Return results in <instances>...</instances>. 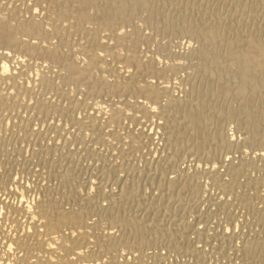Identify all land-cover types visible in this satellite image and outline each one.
<instances>
[{
	"label": "rangeland",
	"instance_id": "rangeland-1",
	"mask_svg": "<svg viewBox=\"0 0 264 264\" xmlns=\"http://www.w3.org/2000/svg\"><path fill=\"white\" fill-rule=\"evenodd\" d=\"M154 1L155 14L139 8L130 22L110 31L94 32L93 21L79 32L65 21L49 24L44 19L41 25L53 26L55 33L35 39L28 31L17 30L16 38L61 46L72 56L67 58L76 57L80 65L97 55L100 67L96 73L118 81L116 71L120 70L121 75H130V88L165 85L170 90L168 97L189 98L178 102L181 106L168 104V97L160 96L148 101L158 109L143 112L137 107L140 94L118 91L115 86L107 87L112 91L107 93L105 84H96L97 89L84 80L67 81L66 72L46 54L14 53L0 44V64L6 63V77L0 69V264L15 251L8 239L10 233L19 234L26 228L24 202L35 207L45 198L55 208L84 212L78 220L86 224V241L76 244L75 251L90 252L95 248L93 241L112 238L109 249L103 246L90 252L88 258L98 263L264 264V145L252 141L258 135H248L236 117L225 118L224 113L245 97L232 96L229 80L225 97L211 88L228 60L203 59L199 51L222 48L221 41L211 48L194 35L177 30L180 19L187 17L183 13L189 12L190 26L205 19L217 27L221 38L239 33L243 39L249 34L264 39V0ZM44 6V0H0V17L15 25L25 22L32 12L43 13ZM90 11L94 13V9ZM165 18L172 19L173 26L166 25ZM118 31L129 36L116 41L113 35ZM82 46L88 48V55L76 53ZM1 52L10 54L11 59L2 57ZM112 52L137 56L142 64L135 68ZM17 53L26 61L16 63ZM150 66L161 67V73L154 67L151 71ZM84 67L82 71L92 72ZM256 96L254 104L263 106V99ZM199 101L205 106L220 104L221 113L212 110L216 115L204 126L205 133L211 136L222 130L229 146H220L216 139H201L204 127L189 122L185 109H193L192 104ZM113 108L119 109L118 114L111 115ZM203 109L201 113L206 112ZM169 133L174 139L170 143L164 140ZM127 220L135 226L122 225ZM63 230L65 234L73 229ZM6 248L12 252L7 253ZM58 252L63 251L54 255ZM68 253L71 258L72 251Z\"/></svg>",
	"mask_w": 264,
	"mask_h": 264
},
{
	"label": "bare ground",
	"instance_id": "bare-ground-1",
	"mask_svg": "<svg viewBox=\"0 0 264 264\" xmlns=\"http://www.w3.org/2000/svg\"><path fill=\"white\" fill-rule=\"evenodd\" d=\"M44 1L46 2V6H44L45 8H41V11H43V13H36V12L33 13L32 12V14H30V16L28 18H26L27 20L23 23L20 20L19 24L14 22V23H16L14 25V24L8 22L9 21L8 18H6L7 20H5V18L3 19L0 17V44H4L10 52L15 51L14 53H16V52L21 53L22 52V53L30 55L32 53L41 52V53L46 54L47 56L50 57L51 61L55 62L57 65H59L63 69V71L66 72L67 75L64 77L66 78L67 81L70 80L73 82L77 79H80V80H84L87 83H92L94 85L99 84V85H101V87H103L102 85L105 84L106 86L105 85L104 86L106 88H104V91L107 93H109V91H110L107 87L110 88L111 86H115L118 88V91H122V92L132 91L133 93H137L138 95L140 94L142 96V97H140V98H142V100L137 103V107L139 109H141L143 112H150L151 113V112L155 111L157 108V107L156 108L154 107L155 105L152 107V105H151L152 103L150 104L151 105L150 106L148 104V101L154 102L157 99V97H160V96L168 97L166 94L169 93L168 91H170V90L165 85L161 86V84L157 83V84H152V85L147 84L145 86H138V87L135 86L136 88H130V86L128 84V82H129L128 79L131 78L130 75L128 76V74H125L126 76L125 75L123 76L119 72L120 70L116 71L119 73L118 74L119 75L118 81H116V78L109 80L105 75H102L100 73L99 74L96 73V70H99L98 68L100 67V65L97 64V58H95L97 56L96 54H95L96 55L95 57L94 56L92 58L88 57V59H84L83 62L81 61L83 63V65H80V63H79L80 61L77 62L76 57H74L75 59L74 58H71V59L67 58V56H69V54H68L69 52L64 51L62 48H60L61 46H59V48H60L59 49L56 45H52L51 43L50 44L44 43L45 45H41V44H38L39 42H37V41L34 43L33 42L29 43L27 40H24V39L20 40V38H18V40H17V38H16L17 30L28 31L29 33L33 34V36H35V39L36 38L42 39V38H45L46 36L51 35L52 33H55L53 31H57V30L53 26H51L50 28H47V27L45 28L41 25V23L44 21V19H47L48 20L47 22L49 24L50 23L55 24L56 22H58L60 24V23H62V21L63 22L65 21V22H67L68 27H71L75 30H78L79 32H83V30L86 29L85 23H87L88 21H93L91 24L93 27H91V28L95 29L94 32L97 33V31L100 29L110 31V30H113V28L120 23L122 24V23L130 22L132 20L133 16H135L137 14V13L135 14V10H137L139 8L140 9L141 8H147V10L150 13L149 15H151V16L153 14H155V10L153 9L154 6L152 5L153 0H111V1L109 0V2H106L104 0L103 1L102 0H44ZM155 1L159 2L162 0H155ZM163 2H165V1H163ZM35 4H37V3H35ZM40 4L38 6H40ZM153 4H155V3H153ZM91 8L94 9V13L92 11L93 15H92V13H90ZM155 9H156V7H155ZM205 9H207V8H205ZM188 13L187 14L183 13V15H187V17H189L190 14H188ZM149 15H148V17H149ZM9 17H10V15H9ZM184 17H186V16H184ZM184 17H183V19H180V20H182L180 25L177 24V26H178L177 30L179 31V33H182L185 35L192 34L195 37H197L198 39L202 40L206 45H208V46L211 45V48H214V47H212V45H214L215 43H216L215 46L220 41H221L220 43H222V48L219 47L218 49H213L210 52L203 48V49H201V51H199V54H200L201 58H203V59L210 57L212 59V61L214 59V61H216V62L219 60L223 61L224 58L226 59V61L228 60L227 63L221 61L222 63H225V64L223 66L220 65L221 67L218 71L217 76L215 74L216 79L213 80L211 83L212 84L211 88L213 89L214 94H218L220 96L221 95L224 96L225 94H227L230 90L229 89L230 84H228L230 82L232 84V87H231L232 91L231 92H232V94L234 93L232 96L233 97L234 96L235 97L236 96L241 97L243 95L245 97V98H243V101H241V98L239 97L241 104H239L240 102H237L239 105L237 104L236 107L229 108V110L226 113H224L225 118L229 119V118H235L236 117L235 119L239 121V124L241 125V127H243L247 131L248 135L254 136V133L256 135H258V136H255L256 138L255 137L251 138V140L257 142L259 145H264V137H263L264 136V105L262 106V105H255L254 104V103H256V102H254V98L257 97L256 95L260 96L264 101V39H261V37L260 38L258 37L260 34L258 36H257V34L256 35H250L249 34V36H245L246 38L243 39V37H244V36H242L243 34L240 35L238 32H237L238 35L233 34L234 36L228 35V37L221 38V36L217 32V30H218L217 27H215L210 22H205L204 21L205 19L203 21L200 20V23L197 25H195V23H194L195 21L192 19V21H194L193 22L194 27H192L188 24L187 17L186 18H184ZM166 18H168V17H166ZM166 18L164 19L163 22L166 25L168 24V26L169 25L173 26L172 19L170 21V19H166ZM40 20H42V21H40ZM163 22H162V24H163ZM173 22H175V21H173ZM89 25H90V23H89ZM65 27H67V26H65ZM162 27H164V26H162ZM88 29H90V27ZM133 29L135 30V28H133ZM62 31H63V28H62ZM28 32H27V34H28ZM64 32H66V31H64ZM75 32H77V31H75ZM135 32H136V30H135ZM251 32H253V31H251ZM84 33H87L86 35H88V34L90 35L89 31H85ZM84 33H83V35H85ZM132 34L134 35V31ZM251 34H253V33H251ZM18 35H20L19 32H18ZM127 35L128 34L125 31L124 32L118 31V32L114 33L113 38H114V40L119 41L121 38H123L124 36H127ZM88 39H89V37H88ZM46 41H48V40H46ZM87 42L89 43V41H87ZM54 44H56V43H54ZM99 45H101V47H104L103 44H99ZM77 52H82V53L86 52V54L88 55L89 50H88V48H83V46H82L81 49L80 48L77 49L76 53ZM3 53H2V57L6 58V59L10 57V54H6V53L3 54ZM117 53H119V52H117ZM111 54L117 58H121L123 61H125L126 64L132 65L135 68L138 66H141V64H142V63H140L139 59H137L138 58L137 56H136L137 58L134 56H131V55L127 56L126 54L121 56L119 54H116L115 52H112ZM16 55H17V57L14 59V61L18 64L20 62L23 63L24 58L20 59L18 53ZM81 55H83V54H81ZM0 56H1V54H0ZM23 56H21V57H23ZM74 56H76V55H74ZM18 57H19V59H18ZM27 57H29V56H27ZM69 57H72V56H69ZM10 59H11V57H10ZM8 61H10V60H8ZM206 61H207V59H206ZM5 65H6L5 61H2L0 64V66H1L0 69H2V71H1L2 73L1 72L0 73L2 75H4L6 72L5 71L6 70ZM80 66H82V67H80ZM83 67L85 69L87 68L88 70L90 69L92 72H87L86 70H85L86 72L82 71V70H84ZM153 67L155 68L156 71H160V73H161V71H162L161 67H156V66H153ZM153 67L151 69V66H150L151 71L153 70ZM81 68H82V70H81ZM146 69H147V66H146ZM156 71H154V72H156ZM210 71H212V70H210ZM98 72H100V71H98ZM125 73H127V72H125ZM212 73H213V71H212ZM35 75H36V73H35ZM45 79H46V77H45ZM42 80L45 81L44 79H42ZM226 80H229V82L227 81L228 83H225ZM110 81H112V82H110ZM94 85H92V86H94ZM99 85L98 86L96 85L97 89H98ZM209 85H210V83H209ZM209 87H207V90L209 89ZM112 89H114V88H111V90ZM115 91H117V89ZM110 92H112V91H110ZM125 93H127V92H125ZM214 94H212V95H214ZM218 95H217V97H218ZM171 97L172 98L168 97V101H167L168 104H170L171 102H175V103H177V105L181 106L180 104H178V102H181L183 100L182 98H180L178 96H173V95ZM171 99H173V100H171ZM188 99L187 100L184 99V100L188 101ZM237 100H238V98H237ZM203 102H201V101L196 102V103L192 104L193 109H191L192 107H190V109H188V110L185 109L186 112L184 111L186 114L185 116L186 117L188 116L187 119H189V122L191 121L190 123H192V124L194 123L195 125L201 126L202 128L204 126L206 127V123L208 121L210 122V120H212V118H214V114H215V113H213L214 111L217 112V115L219 113H221V109H220L221 107L219 106L220 104H215L214 102H212L209 105L205 106V104ZM184 103L185 102H183V105H184ZM258 103H260V102H258ZM260 104H263V102ZM161 105H160V107H162ZM183 105H182V107L185 106V105L184 106ZM192 105H190V106H192ZM43 107H44V105H43ZM203 107H205V108L207 107V109L205 110V109H203ZM202 109L205 110L206 112L201 113ZM43 110H44V108H43ZM212 110H214V111H212ZM117 111H119V109L117 110L116 108H113L111 115L112 114H118ZM238 114H239V116H236ZM218 117H220V116H218ZM170 122H172V121H170ZM197 126H195V128ZM191 127H193V126L191 125ZM199 128H196V129H199ZM204 128H203L204 132H202V133L200 132L201 133L200 138L201 137H203V138L208 137V139H210V140L216 139L218 144L220 146L222 145L223 147L227 146V145L229 146L231 144L230 141L227 139V137L225 138V136L223 135L222 130H218L216 133H213V135L207 136L205 133L206 128L205 129ZM170 131H171V129H170ZM194 131H195V129H194ZM196 132H194V133H196ZM169 134L165 135L164 140L170 143L174 139H173V136L171 135L172 133L170 135ZM196 134H199V133H196ZM225 135H227V134H225ZM203 138H201V139H203ZM211 142L212 141H210V143ZM174 178L177 179V177H174ZM45 199L42 201L40 200V202L37 201L39 203L35 207H31L30 204L28 205V203H26V202H24V204L22 203L24 205L23 207H25L27 209L26 210L23 208L25 210V214L27 217L25 219V222L23 221L25 224L22 223L23 225L26 226V228L24 229V232H22V233H19V234L16 233L15 234V232H14L12 234L10 233V235L8 234L9 235L8 239L15 246V251L14 252L11 251L12 247L10 249L6 248L7 253H9L8 252V250H9L10 253L12 252L11 254H13V255H12V258L10 257L6 261L4 260L3 263L4 264H104L105 262H107V261H101L98 263V262H96V260L89 259L88 257H90L93 254V252L95 253L96 251H98L97 249H99L103 246L106 247V249L107 248L109 249L110 247H112L113 246L112 238L111 239L110 238H105V239L101 238L102 240H100V241H97V240L93 241L92 244H94L93 246L95 248L90 251V252H92V254L89 251H77V250L75 251L73 248L76 246V244H80V243L86 241V236H87V230H85L87 228L86 224L82 223L81 221L78 220V219H80L79 217H81L82 214H84V212L82 211V209L81 210L78 209L79 211L77 209H76V211H72V209L66 210L63 208H55L51 203H49L50 201H47V199L46 200ZM17 206H19V204H17ZM21 207H22V205H21ZM14 208H15V206H14ZM20 211L24 212L22 210H20ZM24 218H25V216H24ZM81 220H82V218H81ZM116 220H118V219L116 218ZM134 220H136V219H134ZM135 222H137V221H135ZM138 223H139V221L137 222V224ZM122 225H124L126 227L135 226L132 220H127ZM139 226H141V224H139ZM65 227L66 228H72L73 229L72 231H74V230L75 231L74 232H72V231L66 232L64 234L65 231L63 229ZM136 227H138V225H136ZM80 228L83 231H79L78 229H80ZM132 228L135 229L134 227H132ZM69 230H71V229H69ZM139 231H141V230H139ZM141 233H142V231H141ZM139 234H140V232H139ZM135 235H136V232H135ZM8 248H9V246H8ZM36 249L38 250V253L34 252ZM16 250H18V251H16ZM58 250L63 251L62 254L60 252H58L61 255L60 254L54 255V253H56ZM69 251H72L71 255H73L74 258H73V256H71V258H69V253H68ZM107 264H109V263H107Z\"/></svg>",
	"mask_w": 264,
	"mask_h": 264
}]
</instances>
